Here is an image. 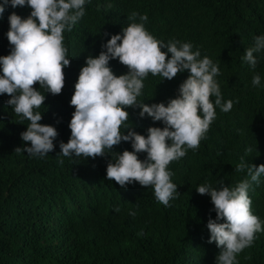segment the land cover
Masks as SVG:
<instances>
[{
  "label": "trees",
  "instance_id": "1",
  "mask_svg": "<svg viewBox=\"0 0 264 264\" xmlns=\"http://www.w3.org/2000/svg\"><path fill=\"white\" fill-rule=\"evenodd\" d=\"M31 11L5 5L0 56L9 55L12 47L9 16L15 12L26 19ZM132 12L138 13L135 21L127 19ZM145 14L144 27L157 40L191 43L201 59L207 56L217 63L220 74L215 79L223 101H233L227 113L216 107V118L197 150L169 164L179 193L170 207L157 201L152 187L133 182L121 188L107 180L108 163L125 150L133 151L130 142L86 160L63 157L59 147L71 136L68 125L75 108L70 101L87 57H98L112 35H122L132 22L141 23L139 16ZM262 35L264 0H86L85 15L64 32L70 66L64 69L62 93L52 95L34 85L46 97L37 110L43 116L40 123L58 132L53 151L43 158L15 152L30 146L21 139L29 121L7 104L11 97L0 95V264H216L221 249L208 243L207 228L209 218L216 219L214 205L196 188L205 183L219 188L221 180L235 187L247 178L246 169L235 171L241 158L257 167L264 164V50L254 53V69L242 59ZM109 67L117 77L128 73L118 59L110 60ZM188 75L185 71L169 81L149 73L138 101L167 106ZM255 75L261 77L259 86L252 84ZM125 111L129 130L140 135L146 137L149 127H164L147 115L140 118L139 108ZM138 157L143 161L147 154ZM248 195L252 213L264 222V175ZM133 211L135 216L129 214ZM236 259L238 264H264V232L256 233L252 246Z\"/></svg>",
  "mask_w": 264,
  "mask_h": 264
},
{
  "label": "clouds",
  "instance_id": "2",
  "mask_svg": "<svg viewBox=\"0 0 264 264\" xmlns=\"http://www.w3.org/2000/svg\"><path fill=\"white\" fill-rule=\"evenodd\" d=\"M85 3L86 0H3L0 4V16L5 5L32 9L26 19L15 12L9 16L7 39L12 47L9 55L0 56L3 73L0 95L11 97L7 104L17 116L29 121L21 139L30 146L17 148L15 152L43 158L55 148L58 132L53 126L40 123L43 116L37 110L44 105L46 97L34 85L39 84L52 95L62 93L64 69L70 66L64 32L71 31L85 15ZM137 16L138 13L132 12L127 19L135 21ZM147 19L146 14L139 16L141 23L132 22L122 29V35H112L98 57H87L70 101L75 108L68 125L71 136L59 147L63 157L86 160L104 157L122 141L130 142L133 151L116 153L115 161L108 163L107 180H114L121 188L133 182L152 187L157 201L170 207V200L178 198L179 193L171 180L174 173L168 170L169 164L185 157L188 150H197L216 118V107L227 113L233 108V101H223L215 79L220 74L217 63L207 56L201 59L200 51H193L191 43L157 40L144 27ZM261 50H264V35L256 37L255 46L247 49L242 59L254 69L257 65L254 53ZM113 59L126 66L128 73L117 77L109 67ZM185 71L188 78L167 106L164 103L149 106L138 101L149 73L170 81ZM260 83L261 77L255 75L253 86ZM126 108H139L140 118L147 115L154 122H162L164 127H149L146 137L129 130L132 127ZM139 153H146V159L141 161ZM245 169L247 178L235 187L225 186L221 180L219 188L207 183L196 188L198 194L210 196L214 205L216 219L209 218L207 228L208 243L215 242L221 249L216 264H238L237 255L252 246L256 233L264 232V222L252 213L248 195L252 185H258L264 175V164L257 167L241 158L235 171ZM129 214L136 215L134 211Z\"/></svg>",
  "mask_w": 264,
  "mask_h": 264
}]
</instances>
